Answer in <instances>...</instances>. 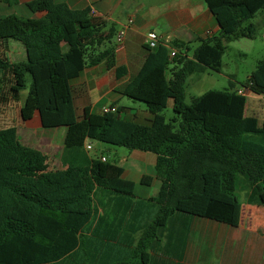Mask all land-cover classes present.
<instances>
[{"label": "trees", "instance_id": "16d2710c", "mask_svg": "<svg viewBox=\"0 0 264 264\" xmlns=\"http://www.w3.org/2000/svg\"><path fill=\"white\" fill-rule=\"evenodd\" d=\"M203 1L217 22L216 36L198 39L196 47L174 40L149 49L120 91L146 107L147 124L88 109L76 117L69 80L85 68L115 65L111 23L54 0L27 3L39 18H0V94L20 101L28 77L20 120L38 113L43 129H66L60 170H51L46 152L23 143L16 127L0 129V264H150V252L162 249L174 216L236 228L239 178L248 186V203L261 202L264 120L246 114V97L232 84L195 97L190 105L184 103V84L188 76L221 71L222 41L255 39L264 27V0ZM258 13L260 24H251ZM9 41L22 46L24 61L5 57ZM247 81L264 97V58ZM168 101L176 116L172 123L161 115ZM86 142L153 154L160 181L156 194L135 197L122 169L89 157ZM179 225L182 238L186 224L179 220Z\"/></svg>", "mask_w": 264, "mask_h": 264}, {"label": "crops", "instance_id": "0c3cea01", "mask_svg": "<svg viewBox=\"0 0 264 264\" xmlns=\"http://www.w3.org/2000/svg\"><path fill=\"white\" fill-rule=\"evenodd\" d=\"M7 1H10V3ZM30 1L33 0H0V18L8 15H15L25 19L41 17L42 14H33L28 10L26 5ZM54 1L66 4L71 10L89 9L90 17L108 21L115 29V65L112 68H108L104 63H101L94 67L85 68L77 77L69 80L73 106L78 119L82 117L84 109H88L92 114H100L102 108L114 107L116 110L119 108L123 109L122 112L118 110L116 113L121 119L138 124H147L151 119V115L146 107L141 109L140 106L130 105L125 100L126 97L120 94L123 86L137 74L146 55L149 53V49L144 43L145 35L149 32L155 33L158 45L166 47L174 40L191 43L192 46L198 39L216 36L219 30L217 22L203 0ZM120 32H123V37L120 42H116V36ZM5 57L13 63L22 62L25 60L24 49L19 43L9 41L6 44ZM172 68L173 64L168 66V78L169 71ZM242 93L245 95L244 91ZM10 104L16 106L17 111L22 106L20 101L17 103L9 102L7 106H10ZM166 108H171V101H168ZM39 121V115L35 113L30 120L21 122L28 128L39 127L43 131L52 132L55 135L59 134L60 139L49 138L44 147H33L49 153V151L53 150L54 145L61 142L62 151L66 129L60 127L46 130L41 127ZM30 123L31 126H28ZM14 127L17 129L21 141H23L19 127ZM85 145H89L91 147L90 150H92L90 142H86ZM128 151L126 155L117 156L116 161H113V163L122 169L121 178L123 180L133 182L135 197L148 199L156 194L160 186L154 167L155 156L138 150ZM95 158L108 161L102 154L95 156ZM57 170H60V167H57ZM142 177L150 178V183L148 185L141 184L140 180ZM179 220L181 223L186 224L184 227L186 232L182 238L179 237V229L181 228ZM202 224L204 225L203 231L199 227ZM240 224L241 213L239 225L236 228L205 219L192 218L186 220L184 217H179V215L174 216L169 226L167 238L161 240L162 249L155 254L150 252V264H207L197 263L193 260L197 255L199 246L207 248L210 245V240L215 237L213 231L210 234L208 233L207 226L212 225L214 226L213 229L218 227L236 230L240 227Z\"/></svg>", "mask_w": 264, "mask_h": 264}, {"label": "rangeland", "instance_id": "374dc122", "mask_svg": "<svg viewBox=\"0 0 264 264\" xmlns=\"http://www.w3.org/2000/svg\"><path fill=\"white\" fill-rule=\"evenodd\" d=\"M261 15L258 13L249 22L259 25ZM193 43L192 47H196ZM221 49V71L219 73L207 71L201 77L188 76L185 80L184 103L190 105L193 98L201 96L208 91H226L230 84L236 91H244L247 100V114L257 118L260 122L264 120V97L248 81L247 77L254 71L258 61L264 58V27H258L255 39L229 38L217 45ZM26 89L21 92L20 103H23L29 86L27 77ZM130 105L145 106L139 102L128 100ZM5 92L0 94V129L8 126H18L25 144L44 147L49 138L60 139L59 134L43 131L39 127L28 128L20 121L16 106L10 104ZM14 102V101H13ZM19 102V101H18ZM17 103V102H14ZM21 105V104H20ZM166 123H172L176 118L171 108L161 112ZM37 116V114H36ZM40 124V121H39ZM31 126V123L28 124ZM92 150L88 151L91 158L102 154L109 162L116 161L117 156L126 155L129 151L125 148L104 145L98 142H90ZM117 152V153H116ZM61 153V142L53 146V150L47 153L50 158L51 170L60 167L59 156ZM119 154V155H118ZM236 194L242 205L241 224L236 230L224 228L215 229L207 226L208 233L212 231L215 237L211 239L207 248L199 246L194 261L207 264H264V196L259 204L248 203V186L242 178H239ZM203 231L204 225L199 226Z\"/></svg>", "mask_w": 264, "mask_h": 264}, {"label": "built area", "instance_id": "2783aa9c", "mask_svg": "<svg viewBox=\"0 0 264 264\" xmlns=\"http://www.w3.org/2000/svg\"><path fill=\"white\" fill-rule=\"evenodd\" d=\"M123 37V32H120L117 36L115 41L116 42H120L121 39ZM145 46L150 49L153 50L158 46L157 43V36L155 33L153 32H149L145 35V40H144ZM170 58H173L175 56V51L170 50V54H169ZM237 94H243L242 91H237ZM101 114H116L117 110L114 107H105L102 108L100 111ZM91 149V147L89 145H85V150L89 151ZM101 161H104V159H101Z\"/></svg>", "mask_w": 264, "mask_h": 264}]
</instances>
